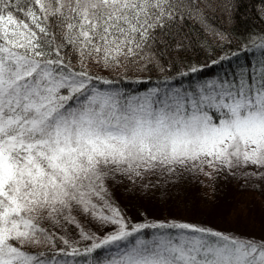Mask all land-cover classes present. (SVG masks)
<instances>
[{"label":"snow or ice","instance_id":"snow-or-ice-1","mask_svg":"<svg viewBox=\"0 0 264 264\" xmlns=\"http://www.w3.org/2000/svg\"><path fill=\"white\" fill-rule=\"evenodd\" d=\"M238 7L0 0V264H264V232L134 220L114 195L264 192V29L236 36Z\"/></svg>","mask_w":264,"mask_h":264},{"label":"rangeland","instance_id":"rangeland-1","mask_svg":"<svg viewBox=\"0 0 264 264\" xmlns=\"http://www.w3.org/2000/svg\"><path fill=\"white\" fill-rule=\"evenodd\" d=\"M237 181L223 175L214 181L203 176L185 175L174 189L158 188L143 191L136 186H120L114 195L121 202L127 215L134 220L170 216L182 219L193 217L204 220L213 227L222 224L228 226V222L224 223L223 218ZM256 183L260 188L259 182ZM252 231L255 233L250 232L248 235H260L264 232V224Z\"/></svg>","mask_w":264,"mask_h":264},{"label":"trees","instance_id":"trees-1","mask_svg":"<svg viewBox=\"0 0 264 264\" xmlns=\"http://www.w3.org/2000/svg\"><path fill=\"white\" fill-rule=\"evenodd\" d=\"M238 4L239 7L236 9L231 26L236 36H241V34L246 35L248 32L264 29V19H261V9L264 8L262 0H238ZM185 55L187 59L195 63L202 62L206 53L198 49H193ZM242 182L237 181L235 183V189L232 192L229 207L223 218V222H228L226 224L229 227L222 224V226L219 225L215 228L235 231L240 234L241 232L243 234H250V232L255 233L252 230L264 224V193L255 181L253 183L256 184V188H250L248 190L240 187V183ZM117 202L124 210L121 202L119 200ZM148 219L152 220L151 218ZM185 220L200 221L208 226H212L204 220H197L193 217H188Z\"/></svg>","mask_w":264,"mask_h":264}]
</instances>
